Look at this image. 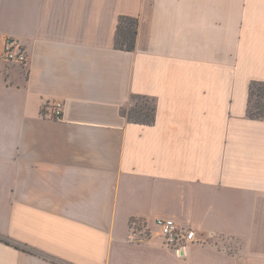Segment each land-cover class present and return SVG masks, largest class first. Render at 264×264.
Here are the masks:
<instances>
[{"label":"crops","instance_id":"0c3cea01","mask_svg":"<svg viewBox=\"0 0 264 264\" xmlns=\"http://www.w3.org/2000/svg\"><path fill=\"white\" fill-rule=\"evenodd\" d=\"M254 83L264 0H0V264H264ZM158 218L198 242L179 255Z\"/></svg>","mask_w":264,"mask_h":264},{"label":"built area","instance_id":"2783aa9c","mask_svg":"<svg viewBox=\"0 0 264 264\" xmlns=\"http://www.w3.org/2000/svg\"><path fill=\"white\" fill-rule=\"evenodd\" d=\"M2 60L6 63L24 65L27 62V52L22 43L13 37H8L3 45ZM53 118L61 120L64 113V103L57 102L53 105ZM156 225L160 230L165 244L179 255L191 244L198 242L196 230L179 226L174 220L158 218Z\"/></svg>","mask_w":264,"mask_h":264},{"label":"rangeland","instance_id":"374dc122","mask_svg":"<svg viewBox=\"0 0 264 264\" xmlns=\"http://www.w3.org/2000/svg\"><path fill=\"white\" fill-rule=\"evenodd\" d=\"M128 17V16H127ZM125 18V17H120ZM119 20L120 25L121 21ZM130 20V21H128ZM135 17H128V19L123 20L122 24L120 25L122 27V31L120 32V41L121 35L126 34V30L132 33L135 28ZM128 35V34H127ZM129 37V36H128ZM131 38V35H130ZM117 39V38H116ZM148 105L150 108L153 106V102L151 99H141V100H134V105L130 107L126 112L131 118H139L141 112L143 109H145V106ZM250 112L257 114V113H263L264 112V85H255L253 89V95H252V101L250 104Z\"/></svg>","mask_w":264,"mask_h":264},{"label":"trees","instance_id":"16d2710c","mask_svg":"<svg viewBox=\"0 0 264 264\" xmlns=\"http://www.w3.org/2000/svg\"><path fill=\"white\" fill-rule=\"evenodd\" d=\"M127 20L128 17H125V18H121V23L120 25L122 24V21L123 20ZM130 21V20H128ZM118 26V30H117V39H116V44H117V48L118 49H121V50H126V51H133L134 48H135V41H136V36H137V33H138V20L136 19L135 20V28H134V31H133V35L132 33L129 31L126 30V34H122L121 35V40L119 39L120 37V32L122 31V27L121 26ZM128 34V35H127ZM130 35H131V38H130ZM129 36V37H128ZM255 85H264V84H257V83H254L252 86H251V99H250V102L252 101V95H253V89H254V86ZM148 111H151V108L150 107H147ZM250 115L252 116H259L260 114L262 113H257V114H254V113H251L249 111ZM148 116H149V113H148ZM150 119L148 118V121ZM7 243H10L8 241H6Z\"/></svg>","mask_w":264,"mask_h":264}]
</instances>
